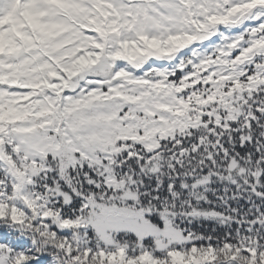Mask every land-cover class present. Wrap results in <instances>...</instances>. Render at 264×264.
<instances>
[{"label":"snow or ice","instance_id":"snow-or-ice-1","mask_svg":"<svg viewBox=\"0 0 264 264\" xmlns=\"http://www.w3.org/2000/svg\"><path fill=\"white\" fill-rule=\"evenodd\" d=\"M0 264H264V0H0Z\"/></svg>","mask_w":264,"mask_h":264}]
</instances>
